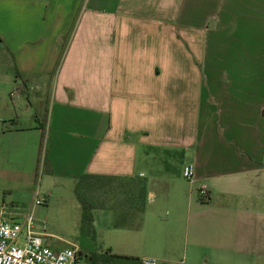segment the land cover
Returning <instances> with one entry per match:
<instances>
[{"label": "crops", "instance_id": "obj_1", "mask_svg": "<svg viewBox=\"0 0 264 264\" xmlns=\"http://www.w3.org/2000/svg\"><path fill=\"white\" fill-rule=\"evenodd\" d=\"M37 149L59 192L149 175L114 254L264 264V0H0L1 172L30 185Z\"/></svg>", "mask_w": 264, "mask_h": 264}, {"label": "rangeland", "instance_id": "obj_2", "mask_svg": "<svg viewBox=\"0 0 264 264\" xmlns=\"http://www.w3.org/2000/svg\"><path fill=\"white\" fill-rule=\"evenodd\" d=\"M27 170L31 171L29 177L31 184L20 186L14 183V178L2 173L0 167V210L4 208L10 221L15 223H22L23 217L31 212L34 220V231L45 236L44 246L53 251L76 248L77 251L79 250L78 252L82 253L76 264H87L83 254H99L111 248L115 253H123L121 252L124 250L123 246L132 241L130 238L132 232L141 229L142 219L140 224L136 223L133 230L118 228L116 227L118 222L116 215L110 210L101 209L88 210L90 222L86 223L87 225L83 223L81 208L74 194L75 187H65L59 192V186L52 188L50 185H40L39 181L44 172L39 149L34 154L32 166H29ZM182 170L183 167L180 164L170 169L158 165L156 171H152L150 175L158 177V180L170 175L178 184H188V180L182 176ZM148 177L149 175L143 179L145 183H147ZM156 186L154 185V188L150 190L152 193H157ZM104 187L91 190V193L87 192V201L97 207L108 206L107 204L111 203L113 194L108 185ZM49 191H54L55 196H52V199L47 196ZM35 192L40 198H44L45 202L39 206L31 207L33 203V201L31 202V195L33 200ZM107 197L111 200H108ZM46 198L49 200L48 203H46ZM147 214L148 220L149 215L154 214L161 221H167L168 207L161 203L157 207H150ZM111 253L114 254V252ZM133 257L140 259L142 256ZM157 264L161 263L157 262Z\"/></svg>", "mask_w": 264, "mask_h": 264}, {"label": "trees", "instance_id": "obj_3", "mask_svg": "<svg viewBox=\"0 0 264 264\" xmlns=\"http://www.w3.org/2000/svg\"><path fill=\"white\" fill-rule=\"evenodd\" d=\"M105 185L110 187L113 194L112 200L107 197L108 200H111V203L107 204L108 206L97 207L87 201V192L91 193V190L99 189ZM74 194L81 208L83 223L88 224L90 222L88 213L90 209L110 210L116 215L118 221L116 227L133 230L136 223H141L146 209L147 185L143 179L138 177L81 175L76 182ZM77 256L78 258L81 257L82 253L77 252ZM83 258L87 264H140L138 258L112 254L110 250L99 254H83Z\"/></svg>", "mask_w": 264, "mask_h": 264}, {"label": "built area", "instance_id": "obj_4", "mask_svg": "<svg viewBox=\"0 0 264 264\" xmlns=\"http://www.w3.org/2000/svg\"><path fill=\"white\" fill-rule=\"evenodd\" d=\"M182 176L188 181L193 179L190 166L183 167ZM201 200L208 198L205 187L197 191ZM31 207L45 202L38 193L33 194ZM45 236L34 231L32 213L23 217L22 223L10 221L4 208L0 210V264H76L78 260L75 248L53 251L44 246ZM21 242V243H19ZM140 264H157L153 258H141Z\"/></svg>", "mask_w": 264, "mask_h": 264}]
</instances>
